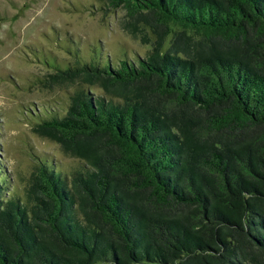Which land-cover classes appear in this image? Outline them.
Wrapping results in <instances>:
<instances>
[{"label": "trees", "instance_id": "obj_1", "mask_svg": "<svg viewBox=\"0 0 264 264\" xmlns=\"http://www.w3.org/2000/svg\"><path fill=\"white\" fill-rule=\"evenodd\" d=\"M101 1L156 41L47 63L69 101L28 117L78 162L0 159V264H264V0Z\"/></svg>", "mask_w": 264, "mask_h": 264}, {"label": "rangeland", "instance_id": "obj_2", "mask_svg": "<svg viewBox=\"0 0 264 264\" xmlns=\"http://www.w3.org/2000/svg\"><path fill=\"white\" fill-rule=\"evenodd\" d=\"M127 20L123 9L101 0H0V159L14 184L24 186L39 160L66 171L78 162L36 134L28 117L40 107L63 109L69 101L72 87L50 83L54 70L47 63L72 66L75 48L89 55L98 44L114 59L144 56L156 36L143 23V33L131 35ZM168 43L166 38L162 52Z\"/></svg>", "mask_w": 264, "mask_h": 264}]
</instances>
